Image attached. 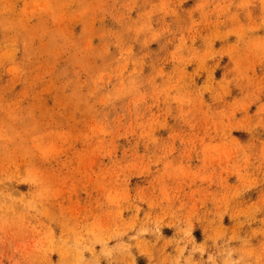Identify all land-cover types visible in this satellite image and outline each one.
<instances>
[{
  "label": "rangeland",
  "instance_id": "374dc122",
  "mask_svg": "<svg viewBox=\"0 0 264 264\" xmlns=\"http://www.w3.org/2000/svg\"><path fill=\"white\" fill-rule=\"evenodd\" d=\"M0 264H264V0H0Z\"/></svg>",
  "mask_w": 264,
  "mask_h": 264
}]
</instances>
